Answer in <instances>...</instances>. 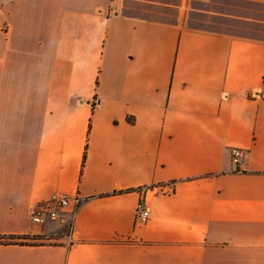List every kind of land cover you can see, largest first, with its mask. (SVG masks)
I'll list each match as a JSON object with an SVG mask.
<instances>
[{
	"label": "crops",
	"instance_id": "crops-1",
	"mask_svg": "<svg viewBox=\"0 0 264 264\" xmlns=\"http://www.w3.org/2000/svg\"><path fill=\"white\" fill-rule=\"evenodd\" d=\"M209 1L0 0V264H264V30Z\"/></svg>",
	"mask_w": 264,
	"mask_h": 264
},
{
	"label": "rangeland",
	"instance_id": "rangeland-1",
	"mask_svg": "<svg viewBox=\"0 0 264 264\" xmlns=\"http://www.w3.org/2000/svg\"><path fill=\"white\" fill-rule=\"evenodd\" d=\"M208 3L193 2L192 5L229 10L237 15L245 16L249 20L229 22L218 18H207L198 12L186 11L185 25L189 27H207L214 30L225 29L246 35H262L264 30V0H210ZM71 222L72 219L67 217L63 225V235L70 232Z\"/></svg>",
	"mask_w": 264,
	"mask_h": 264
},
{
	"label": "built area",
	"instance_id": "built-area-1",
	"mask_svg": "<svg viewBox=\"0 0 264 264\" xmlns=\"http://www.w3.org/2000/svg\"><path fill=\"white\" fill-rule=\"evenodd\" d=\"M233 162L239 165L244 156L241 148H230ZM82 200L79 196L71 199L67 196L56 194L47 202H42L33 207L32 216L36 222L43 223L45 220L65 222L67 217L73 219L78 206ZM149 210L146 208L145 199H142L138 205L137 218L145 221L148 218Z\"/></svg>",
	"mask_w": 264,
	"mask_h": 264
},
{
	"label": "trees",
	"instance_id": "trees-1",
	"mask_svg": "<svg viewBox=\"0 0 264 264\" xmlns=\"http://www.w3.org/2000/svg\"><path fill=\"white\" fill-rule=\"evenodd\" d=\"M43 239L44 238L41 236H34L32 238L26 235L25 236H16V235L0 236V244L36 245V244H44L45 241Z\"/></svg>",
	"mask_w": 264,
	"mask_h": 264
}]
</instances>
